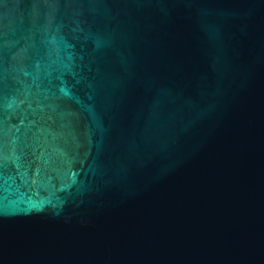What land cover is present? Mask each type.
Instances as JSON below:
<instances>
[{
	"label": "water",
	"instance_id": "obj_1",
	"mask_svg": "<svg viewBox=\"0 0 264 264\" xmlns=\"http://www.w3.org/2000/svg\"><path fill=\"white\" fill-rule=\"evenodd\" d=\"M0 264H264V0H0Z\"/></svg>",
	"mask_w": 264,
	"mask_h": 264
}]
</instances>
